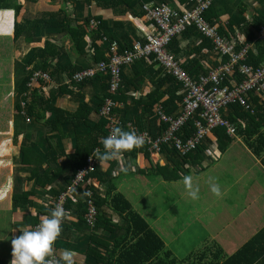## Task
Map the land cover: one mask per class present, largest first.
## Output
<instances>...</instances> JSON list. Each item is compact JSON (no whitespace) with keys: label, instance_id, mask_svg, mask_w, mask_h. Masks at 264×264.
Returning a JSON list of instances; mask_svg holds the SVG:
<instances>
[{"label":"trees","instance_id":"obj_1","mask_svg":"<svg viewBox=\"0 0 264 264\" xmlns=\"http://www.w3.org/2000/svg\"><path fill=\"white\" fill-rule=\"evenodd\" d=\"M27 1L34 4L39 0ZM55 1L56 0H50L51 3ZM83 1H94L97 6L111 9L115 13L124 14L129 11L138 17L144 13L142 10L143 3L140 4L139 2H132L131 0ZM154 1L158 3L172 2V0ZM178 1L181 4L189 6V0ZM12 3H14L13 6ZM215 5L216 0L205 14L207 21L213 25L215 24L214 19L219 17ZM23 7L24 4L17 2V0H0V78H2V80H7L8 74L4 72V70L10 72L12 83H9L7 80L9 83L7 87L9 90L14 91V94L9 95V97L6 96V98H8L7 102L12 105L11 110L6 111L3 109L0 111V124H2L3 127L0 130V202L7 198H11L12 206L15 211L29 209V207L34 206L33 202L35 200L33 198H35L38 193L36 192V188L45 187V183L51 184L59 175L64 176V180L67 181V184L70 183L74 172L82 165L85 158L91 155L97 147L103 148L100 143L101 137L108 136L107 119L101 115H97V120L90 121L88 118H90L93 109L91 105L86 103L84 98L79 95V97H77L79 103L72 114L57 108L53 110V116L50 119L52 128L49 132H44V148L46 151L44 155L49 160L38 154L37 149L33 146L24 147V145H20L16 135V129H18L19 125H28L27 128L34 130L37 126L34 124V121L36 120V122H39L43 117V113L38 109L39 90L35 88L31 90L28 88L32 75L36 72H44L49 74L50 79L53 81L57 75L65 74L70 78L72 74L80 71H70L71 68L69 65L66 69L62 68L61 64L67 62V57L61 49L55 47L50 41H46L43 48L34 49L30 56H23L24 51L29 48L34 41L40 42L39 40L42 38L40 31L44 30V32H46L45 34L50 35L55 29L62 31L67 29L78 55L85 56V49L87 47L86 39H90L95 51L94 62L98 64L107 61L109 56H107L104 43L98 47L96 42H103L102 37L104 35L107 37L109 44L116 42L115 38H110L108 34H102V32H104L103 19L94 17L91 14L83 18L82 25L80 26L79 24L78 26H74L73 30L69 25L68 16L66 15L62 18L59 14L55 17L57 18L56 20L49 21L46 20V16H44L41 19L27 22L25 26H22L20 22L22 19L21 12ZM263 17L264 15H260L258 18H255L252 26L250 25L251 30L245 18H237V21H240L238 24L241 23L245 25V30L249 32V35L247 33L249 38L245 43L251 45L247 63L256 68L264 64V43L258 41V31L260 25L263 23ZM41 20L46 21L42 23ZM91 20L99 21V26L95 31H92V33L91 31H85L88 29V26H90ZM230 23L231 26L228 27V30L232 31V26L234 25L232 19ZM193 31L196 32L195 30H189L186 33ZM220 33L228 36L226 31L220 30ZM119 37H122L119 39L121 43L117 42L119 47H121V51L124 52L125 49H130L134 43L131 37L126 34ZM201 46L203 48L213 49L211 42L206 39H203ZM63 56H65L64 59H62ZM8 58L11 59V64L5 63V60ZM149 60L153 61V59ZM155 65L157 64L155 63ZM127 69L128 68H124V72ZM13 77L15 78L13 79ZM168 78L174 82L169 76ZM234 78L237 79L235 80L236 83L241 82V80H238V76ZM95 80H100L104 85L103 92L98 95V98H102L101 101L99 100L100 103L98 105V110H100L105 99L110 97V95H108V77L98 76L93 81ZM93 81L81 85L70 83L67 88L79 89L83 85ZM37 85L38 88L48 86L44 85V83H39ZM225 85H229V82H226ZM125 86L127 85L123 84L122 91L119 92L116 97H113L115 102H124L122 93H124ZM174 91L177 93L178 90L176 89ZM156 93L157 92L154 93V98L155 101L158 102L160 98ZM170 97L172 103H182L183 101L182 96H180V98L177 97V99L174 95ZM246 102L249 108L244 105L234 104L224 113V117L236 126V133L234 135H230L225 126H220L214 128L206 140H208V138L210 140V136L215 134L220 141L219 149L221 152H224L235 138H239L251 153L261 160V164L264 167V98H260L255 94H250ZM22 103L26 104L24 108L26 114L33 118L30 123L27 122L26 116L22 113ZM167 103L168 102L160 104L163 108H166L167 106L165 104ZM114 111L118 113L121 112V109L116 108ZM123 118L124 125L121 126V128L128 131V122L132 121V118L130 119L128 114H125ZM132 122L137 126L139 124L138 118H134ZM158 122V133H161L165 125H162L159 120ZM10 125L15 127L14 132L13 129L11 132L10 129H8ZM85 125L90 126L87 132L82 127ZM69 129H71V132H69ZM195 129V120L192 119L185 126V132L188 135H192ZM64 139H71L73 143V150H71V152H66L63 147L60 146ZM53 140L58 141L56 146ZM205 142L198 147L196 152L187 155H181L171 149H166L162 155H157L154 152L148 151L144 146L140 149H135L133 154L136 155L137 153H141L144 160L151 162V168H147L145 171L146 173L162 177L166 181H177L183 178L181 174H177L178 169H182V172H184L190 169H195L197 171L196 168L199 166L201 170L207 168L203 163L205 159V149L207 148ZM127 153L128 152H125L124 154ZM33 155H35L34 158L32 157ZM20 158L22 159V165L34 167L24 181V184L26 181L30 183L29 189L24 192L16 189L13 173L17 159ZM163 159L166 161L161 163ZM105 167L106 169L99 164L96 171L91 174V178L95 184V201L99 210L94 233H97L96 229L102 228L105 232H108L109 235H112L117 228L124 231V236L108 241L107 246L102 244L96 245L91 250L88 249L87 254L84 256L88 260H93L92 262H94V264H264V227L256 232L249 241L230 257L225 256V252L220 245L214 244L205 250L190 255L187 259L179 261L166 249L164 241L151 227L149 222L134 209L127 197L123 193L118 192L117 184L114 183L112 177L114 164H108L105 165ZM99 185L105 187L104 193L96 189ZM31 187L32 189L30 190ZM65 189L66 187L62 191ZM59 194L60 191H54V193H52L53 199H56ZM65 207L66 211L69 212L70 215H74L76 220L84 222L85 205L82 201L75 202L74 199L72 201L67 200ZM105 207L110 209V214L106 213L104 210ZM51 209H53L52 206ZM50 210L46 211L47 215L50 214ZM114 216L117 217L118 221H114V219H116ZM119 221H122V223H119ZM24 222L26 225L30 224L35 226L40 223V217L33 218L25 216ZM66 223L67 219L63 222L62 233L66 228ZM98 248H104L108 254L102 255L98 253ZM0 264L5 263L0 262Z\"/></svg>","mask_w":264,"mask_h":264},{"label":"crops","instance_id":"obj_2","mask_svg":"<svg viewBox=\"0 0 264 264\" xmlns=\"http://www.w3.org/2000/svg\"><path fill=\"white\" fill-rule=\"evenodd\" d=\"M131 1L139 2L140 4L143 3V5L166 3L174 8L183 10L188 7L186 4H181L178 0L162 3H158L154 0ZM17 2L24 4L23 10L21 12L22 19L20 22L22 23V26H25L27 22L41 19L44 16H46V20H56L57 18L55 17L59 14V16L61 15L62 18H64L66 15L68 16L70 23L69 25L73 30L74 26H78L79 24L81 26L83 23L82 19L88 16V14H91L94 17H100L103 19L104 32H102V34H108L110 38H115L116 42L114 43H121L119 39L122 37L119 36H123L125 34L129 35L131 40L135 42L137 40L144 39L155 32L154 24L147 18L146 15H144V13H142L140 17L135 16L129 11L124 14L115 13L111 9H105L97 6L94 1L56 0L55 2L51 3L50 0H39L34 4L29 3L27 0H17ZM13 5L14 3H12V6ZM215 7L219 17L214 19V23L220 27V30L226 31L228 38L232 39V41L244 40L246 42L249 38V32L245 30V25L241 23L238 24L240 21H237V18H245L247 25L251 30V26L255 18H258L260 15H264V0H216ZM231 19L232 23L234 24L232 26V31L228 30V27L231 26ZM46 20H41V22L44 23ZM240 26L243 27V30ZM67 31V29L64 31L55 29L52 31L53 33H50V35L45 34L46 32H44V30L40 31V34L42 35V38L39 40L40 42L34 41L31 46H29V48L24 51L23 56H30L34 49H41L44 47V43L46 41H50L55 47L61 49L67 57V62L61 64L62 68L66 69L69 65L71 68L70 71H77L96 65L94 62L95 51L92 47L90 39H86L87 47L85 49V56L78 55L76 48L73 45L71 35ZM85 31H91L92 33V31L95 30H91L90 27H88V29ZM102 39L103 42H96V45L100 47L102 43H104L107 56H109L111 44H109V41L105 35L102 37ZM202 41L203 38L200 37L197 32L193 31L185 33L183 36L177 38L170 47L171 52L175 55L176 59L181 62L184 69L196 79H198L200 76L208 74L210 71H213L215 68L219 67L225 62V59L217 55L213 49L203 48L201 46ZM64 58L65 56L62 57V59ZM107 61H109V59ZM14 78L15 77H13V79ZM69 84L70 78L63 74L57 75L55 80H51L50 83L44 84L48 86L38 88V85H35L33 89L35 88L39 90L38 109L41 113H43V117L39 122H36V120L34 121V124L37 125L34 130L27 128L28 125H19L18 129H16V135L19 139L20 145H24V147L33 146L35 149H37V153L47 160L49 159L44 155L46 152L44 148V132H49V130L52 128L50 119L53 116L52 113L55 108L65 110L69 114H72V112H74L77 108L79 103V99L77 97L80 95L84 98L86 103L91 105L93 109L91 111L90 118L88 119H90V121H94L97 120V115L100 116L98 105L102 98H98V95L103 92V83L100 80H95L91 83L83 85L79 89L67 88ZM125 84L127 86L124 87V93H122V99L124 102H122L121 106H119L118 109H121V112H118L117 115L124 117L125 114H128V117L130 119L132 118V121H134V118H138V126H140L141 129H148V132L153 135L159 134V122L156 118L155 111L157 107L162 106L160 103L168 102L165 104L167 107L164 108L166 111L172 113H179L181 111V103H172L170 97L174 95L176 99L177 97L180 98L181 91L179 90V87L174 84V82L168 78V75L151 60L141 61L135 66L128 68L124 72V85ZM176 89L178 90L177 93L174 91ZM155 92H157L156 94L160 98L158 102L155 101L154 98ZM11 94H14V91H10L8 88L7 96L9 97ZM226 111H224V113ZM132 121L129 122L133 123ZM82 127L84 130H86V132L88 129H90V126L88 125ZM8 129H10V132L13 129L14 132L15 127L10 125ZM69 132H71V129H69ZM210 137V140L208 138V140L205 142L207 147L204 153L206 156H204L205 159L209 156L212 157L213 155H210L211 153H213L215 156H220L222 153L219 149L220 141L217 139L215 134H212ZM237 139L240 143H242V145L245 146V144L239 138ZM53 143L56 146L58 141L53 140ZM233 144L234 143L232 142L223 152L221 161H224V163L221 165L225 169L231 171L236 176L235 179H249V187H252L255 182L259 180L258 177L255 179L256 171L257 175L260 174L261 179L264 180V167L261 164V160L253 155L246 146L245 147L247 148V151L250 153V155H246L241 151H238V153H235L232 158H226L227 151L232 148ZM60 146L63 147L66 152H71V150H73V143L71 142V139H64L62 141V145L60 144ZM96 149L92 152V154H96ZM101 152H103V150H101ZM32 157L34 158L35 155ZM21 161V158L17 159L13 173L16 189L24 192L28 190L30 186V183H27L26 181L24 184V181L26 177L29 176L30 171L34 167L22 165ZM108 164H114L112 169L113 179L123 178L122 175L124 172L120 171V163L116 161H109ZM134 164L136 167L134 172L131 173H135V175H144L150 178L160 179L162 183L173 182L166 181L162 177H157L146 173V169L151 168V162L144 160L141 153H137L136 155H134L133 152L124 154L123 166L128 168L130 166L127 173H130L134 167ZM240 164H246V166L239 167L238 165ZM103 168L106 169L105 165ZM208 171L209 168L207 166L206 169L201 170L200 175H206ZM254 179L255 181L252 182ZM148 183L154 184V182L151 180ZM68 184L67 181L64 180V176L59 175L51 184L45 183V187L36 188V192L38 193L35 198H33L35 200L33 202L34 206L29 207V209L15 211L12 206L11 198H7L6 200L0 202V211L5 209L3 210L4 212L10 210L12 213L11 217H6L3 214V218V216L0 215V223L3 225V228L0 229V262L10 264L12 259L11 240L19 236L21 234L20 231H23L26 227L31 226V228L34 229L36 226L30 224L26 225L24 222V217L30 216L37 218L39 216L41 220V217L47 215L46 211L51 209L54 201L52 193H54V191L61 192L65 187H67ZM123 184V182H119L117 184V189L120 193H123L120 191V186ZM31 189L32 187L30 190ZM96 189L100 192H105V187L103 185L97 186ZM73 199L75 202L82 201L80 194H73V197L70 196L67 198L69 201H72ZM245 204L247 208L258 205V209L264 212V181L262 183V191L260 193L254 194L251 198H245ZM133 207L142 215L136 206L133 205ZM104 210L108 214L111 213L108 207H105ZM114 217L116 218L114 221H118L117 217ZM260 217L261 216L255 211L250 216V220L252 221L250 225H253V222L260 220ZM155 222H158V218L155 219ZM119 223H122V221H119ZM263 227L264 221L260 224V228ZM94 231L95 228L88 227L85 222L76 220L74 215L71 214L70 218L67 219L66 228L63 231L62 236L58 238L54 245L56 254L59 255L60 251L64 249L73 250L77 253V256L75 257V264H94V262H92L93 260H88L84 256L87 254L88 249L91 250L96 245L102 244L107 246L108 241H112L124 236V231L117 228L115 229V232L112 233V235H109V233L105 232L102 228L96 229L97 233H94ZM98 249V253L102 255L108 254L104 248Z\"/></svg>","mask_w":264,"mask_h":264},{"label":"built area","instance_id":"obj_3","mask_svg":"<svg viewBox=\"0 0 264 264\" xmlns=\"http://www.w3.org/2000/svg\"><path fill=\"white\" fill-rule=\"evenodd\" d=\"M215 0H189L186 9H177L169 4H144L142 10L154 24L155 32L144 39L135 41L130 49L121 51L117 43L110 46L109 61L100 62L90 68L80 70L70 77V83L81 85L93 81L98 76L108 77V95L99 114L108 121V135L113 127L124 125V118L117 115L114 109L119 103L113 100L122 91L124 84V68L153 59L180 88L182 103L181 111L172 114L162 106L156 108L155 115L162 125V132L156 135L146 129H141L128 122L129 130L138 134H146L144 147L157 155H162L166 149H171L181 155L196 152L205 142L214 128L225 126L230 135L236 133V126L224 117V111L234 104L247 106L250 94L264 98V64L256 68L247 63L251 45L244 40L232 41L220 33L216 24L207 21L205 14ZM99 21L91 20L90 29L96 30ZM195 30L197 34L211 42L214 52L225 62L208 74L198 79L190 75L171 52L173 42L187 31ZM258 41L264 43V17L258 31ZM238 76L241 82L236 83ZM50 75L36 72L32 75L28 88L31 90L39 83H50ZM229 82V85H225ZM22 113L27 122L32 118L24 110ZM195 120V132L188 135L185 126L190 120ZM103 150V148H97ZM140 149V148H137ZM135 150V149H134ZM128 151V153H132ZM95 154L88 155L82 165L74 172L66 189L54 199L52 208L61 205L66 210L68 197L80 194L85 205L84 222L88 227L95 228L99 210L95 201V184L91 178L99 166ZM75 189V191H72ZM84 193H89L85 195ZM63 225V223H62ZM37 226V225H36ZM35 226V227H36ZM34 227V229H35Z\"/></svg>","mask_w":264,"mask_h":264},{"label":"rangeland","instance_id":"obj_4","mask_svg":"<svg viewBox=\"0 0 264 264\" xmlns=\"http://www.w3.org/2000/svg\"><path fill=\"white\" fill-rule=\"evenodd\" d=\"M11 62L10 58L5 60V63L11 64ZM4 72H7V80L12 83L10 72L7 70ZM7 80L0 78V111L3 109L10 111L12 106L6 98L9 85ZM2 128L0 124V130ZM233 143L232 148L227 151L226 158H232L238 151L250 155L247 148L237 138L233 140ZM210 155L213 156L208 155L210 158L207 157L203 161L209 168L206 175H200L201 169L198 167L197 171L195 169L184 172L178 169L177 171V174H181L182 177L191 175L193 184L199 186V199L197 200L187 195L182 183L183 178L162 183L160 179L131 173L135 170V164L130 173H127L129 170L124 172L123 178L113 179L116 184L124 183L120 186V191L142 213L162 238L166 249L179 261L214 244L220 245L225 256L230 257L261 229L260 224L264 221V212L258 209V205L247 208L245 204V198H251L262 191L264 180L261 179L260 174L257 175V171L255 172V179L258 177L259 180L249 187V179L237 180L231 171L221 165L224 163L221 161L223 152L220 156H215L213 153ZM164 161L166 160L163 159V163ZM238 166L245 167L246 164ZM210 178H215V182L219 183L224 193L222 198H217L210 191ZM150 180L154 184H149ZM3 210L5 209L0 211L3 218L4 215L12 216L10 210L7 212ZM255 211L261 216L260 220L250 225L252 222L250 216ZM156 218H158L157 223ZM2 228L3 225L0 223V229Z\"/></svg>","mask_w":264,"mask_h":264},{"label":"clouds","instance_id":"obj_5","mask_svg":"<svg viewBox=\"0 0 264 264\" xmlns=\"http://www.w3.org/2000/svg\"><path fill=\"white\" fill-rule=\"evenodd\" d=\"M146 134H138L134 130H124L121 127H113L106 137H101L100 143L103 152L96 149L95 158L100 166L107 165L109 161H116L121 164L120 171L127 172L128 167L123 166L124 153L143 147ZM182 183L187 195L193 199H199V186L193 184L191 175L183 176ZM210 191L217 198H222L224 193L221 191L219 183L215 178H210ZM75 191V189H72ZM89 195V193H84ZM70 218L61 205H56L50 210L49 215L41 217L40 223L35 227H26L21 234L11 240L10 264H75L77 253L73 250H61L56 254L54 247L56 241L62 233V223Z\"/></svg>","mask_w":264,"mask_h":264}]
</instances>
